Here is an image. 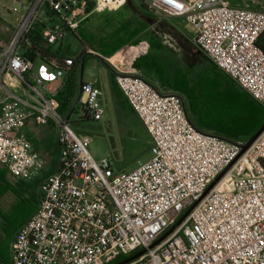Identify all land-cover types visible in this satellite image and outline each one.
I'll return each mask as SVG.
<instances>
[{
    "label": "built area",
    "instance_id": "obj_1",
    "mask_svg": "<svg viewBox=\"0 0 264 264\" xmlns=\"http://www.w3.org/2000/svg\"><path fill=\"white\" fill-rule=\"evenodd\" d=\"M90 1L94 8L87 12L85 0H14L17 21L0 37V165L21 180L37 179L40 193L36 210L12 239L7 264H106L142 249L146 252L127 264H264V130L242 153L246 140L198 130L182 94L131 66L146 53L141 42L116 53L142 51L108 61L116 68L117 87L151 137L150 159L139 160L132 171L97 160L89 150L91 138L76 133L60 111L61 90L52 93L48 85L76 61L64 57L37 69L35 61L69 31L77 34L93 12L118 10L127 2ZM145 3L154 13L182 17L195 32V46L264 105V51L258 45L264 9L230 0ZM55 15L61 23L53 22ZM100 94L95 83H82L77 103L87 117H103ZM29 120L57 129L52 171L23 132Z\"/></svg>",
    "mask_w": 264,
    "mask_h": 264
},
{
    "label": "rangeland",
    "instance_id": "obj_2",
    "mask_svg": "<svg viewBox=\"0 0 264 264\" xmlns=\"http://www.w3.org/2000/svg\"><path fill=\"white\" fill-rule=\"evenodd\" d=\"M232 2L251 8L264 9V0H233ZM139 3L137 5L134 0H127L126 4L118 10L95 11L83 24L77 36L73 31H69L63 41L50 46L52 51L60 52L64 57H72L76 62L84 50L89 53L83 60L82 83L91 80L99 87L101 91L99 99L104 109L103 117L100 120L87 117V113L81 105L76 106L73 110L66 107L64 115H69L70 125L76 133L91 138L89 150L97 160L107 158L116 170L125 171L134 170L139 160L146 161L152 155L148 152L142 154L138 159L130 160L127 152L133 151L131 146H135V151L139 149L138 143H133L136 117L128 104L126 103L127 105L124 106L106 83L109 82L111 70L102 62L99 53H103L104 49L114 45L116 41L124 43L122 48H126L136 45L140 40L145 44L146 51L142 55L148 52L154 57L151 62L152 64L157 62L162 66L160 73L164 78H174L177 75L178 78H185L189 86H193L199 78L209 74L214 78V82L218 81L215 74L221 69L209 56L195 46L193 42L195 32L182 17L154 13L146 9L145 0H140ZM14 6H17L14 0H0V15L2 17L0 37L5 36V27H10V31H12L15 26L18 14L12 12ZM53 22L61 23V17L55 15ZM82 33L87 35V39ZM90 50L99 53L95 54L96 52ZM139 51H142V48L137 47L134 50L125 51L123 54L115 53L110 60L118 62L124 55L133 56ZM45 62L41 57L37 58L35 69ZM136 69L148 79L161 84L165 90L179 94L184 93L175 90L168 84H163L161 79L154 76V72L148 73L146 70ZM225 73L226 75H223L225 83H227V79L229 84L235 83L233 77L227 72ZM78 75H80V70ZM57 77L54 82L48 85L52 93L62 89L67 72ZM240 88L242 87L240 86ZM72 92L74 98L77 99L80 92L79 87L74 85ZM37 124L30 138L34 142L37 152L43 156L45 165L48 166L47 162H52L57 156V129L54 126ZM0 169L4 168L0 165ZM4 177L5 181L0 185V188L11 185L13 189L0 195V243L5 242L6 232L20 217L26 214L29 203L24 200V197L34 203L38 196L37 181L21 182L15 187L13 184L16 179L7 173ZM28 183H31L33 188L28 186ZM20 194L24 197L19 198ZM18 206L19 210L17 211ZM4 215L8 216V219Z\"/></svg>",
    "mask_w": 264,
    "mask_h": 264
},
{
    "label": "trees",
    "instance_id": "obj_3",
    "mask_svg": "<svg viewBox=\"0 0 264 264\" xmlns=\"http://www.w3.org/2000/svg\"><path fill=\"white\" fill-rule=\"evenodd\" d=\"M139 1L140 0H134L137 5L140 4ZM232 1L231 3L235 4V2ZM93 8L94 3L90 0H85L86 11L90 12ZM82 34L87 39V35L85 33ZM138 42L140 43V40ZM123 44L124 43H118L116 41L114 45L104 49L103 53H100L101 56L97 55L101 58L102 62L114 72V75L116 70L106 58L111 57L113 54L121 50ZM258 45L264 51V32L258 39ZM88 54L89 53L84 50L77 59V63L80 64L81 68H83V60H85ZM63 58L64 56L61 55L60 52L52 51L51 49L42 50V59L46 62L56 60L59 63H62ZM152 58L154 57L149 55L148 52L147 54L139 55L131 61V66L146 70L148 73L154 72V76L161 79L163 84H168L181 93L184 92L182 95L185 97L187 103L188 117L198 130L213 132L229 141H245L253 136L264 123V105L256 101L247 91L240 88L236 81L235 83L229 84L227 79V83H225L223 80V75H226L224 70L220 69L218 73L215 74L216 77H218L216 78L218 80L216 82H214V78L209 74L199 78L193 86H189V83L185 78H178L177 75H175L174 78H164L160 73L162 71V66L157 62L152 64ZM57 98L61 104V112H64L66 107H69L72 110L78 106L72 89L60 91ZM129 108L131 107L129 106ZM134 114L136 117V125L133 128L135 134L133 137V143H138L139 149L135 151V146H131L133 151L130 150V152H127L130 160L138 159L142 154L150 152L151 148V137L146 130L145 125L135 112ZM5 173L8 174V171L5 168L2 170L0 169V185L5 181ZM11 189H13L11 185L0 188V195ZM20 197L24 196L20 194L19 198ZM24 200L29 203V208L26 214L23 217H20L10 230L6 232L5 242L0 243V264H7L10 262L11 256L9 254V247L12 237L37 208V202H30L27 197H24ZM18 208L19 206L16 209L17 211L19 210ZM4 217L8 219V216L6 217L4 215ZM129 256L130 255H120L106 264H115Z\"/></svg>",
    "mask_w": 264,
    "mask_h": 264
},
{
    "label": "crops",
    "instance_id": "obj_4",
    "mask_svg": "<svg viewBox=\"0 0 264 264\" xmlns=\"http://www.w3.org/2000/svg\"><path fill=\"white\" fill-rule=\"evenodd\" d=\"M92 52H96V51H93V50H90ZM99 52H96L95 54H97ZM100 54V53H99ZM108 60V57L106 58ZM128 64V63H127ZM127 64H121V66L123 67H126ZM114 67V66H113ZM114 69L116 70V68L114 67ZM80 70V75H78V72ZM83 70L84 68H81L80 64H78L77 62H75V64L71 67H69L68 71H67V78L66 80L64 81V84L62 86V89L61 91H64V90H67V89H72L74 87V85L78 86L79 89H80V83L83 82ZM111 70V69H110ZM86 82H92L91 80H88ZM109 86V88H111V90L113 91V93L119 98L120 102L125 106L127 105L126 104V100L124 99L123 95L121 94V92L119 91V88L117 87L116 85V82H115V79H114V72L111 70L110 71V77H109V82H106ZM73 110V109H72ZM38 124L35 123L34 120H30L27 122V124L23 127V132L29 136L32 135L33 133V129L36 128ZM49 126V125H48ZM47 127V126H46ZM31 140V138H30ZM32 141V140H31ZM33 145H34V148L35 150L37 151V148L34 144V142L32 141ZM56 147H57V156L55 158V160H53L52 162H47L48 166L45 165V168H46V171H52L55 167V164L57 162V158H58V153H59V145H58V141L56 139ZM38 151L40 152V150L38 149ZM43 157V156H42ZM9 174V173H8ZM10 175V174H9ZM12 178L16 179V182H14V186L17 187L16 185L21 183V182H25V181H29V180H21L19 178H16L12 175H10ZM32 180H35L38 182V196H37V199H36V202H37V205H38V201H39V197H40V193H39V181L37 179H32ZM29 185L28 186H31V183H28ZM33 188V187H32ZM13 239V238H12ZM11 244H12V241L10 243V247H9V254L11 256Z\"/></svg>",
    "mask_w": 264,
    "mask_h": 264
},
{
    "label": "water",
    "instance_id": "obj_5",
    "mask_svg": "<svg viewBox=\"0 0 264 264\" xmlns=\"http://www.w3.org/2000/svg\"><path fill=\"white\" fill-rule=\"evenodd\" d=\"M45 67L44 66H42V69H44ZM43 76H47V74L46 73H43ZM81 86H82V83H80V88H81ZM77 100H78V97H77V99H76V102H77ZM67 118H69V115L67 116ZM264 130V123L262 124V126L256 131V133L253 135V136H251L249 139H247L244 143H241L240 145H241V148H242V150H241V153L242 152H244L255 140H256V138L261 134V132ZM227 170V169H226ZM226 170L225 171H223L208 187H207V189H206V191L204 192V194L201 196V198L219 181V179L223 176V174L226 172ZM200 198V199H201ZM198 202V201H197ZM197 202L195 203V204H197ZM195 204L192 206V207H190V209H188L187 211H186V213L177 221V223H175L173 226H171L168 230H167V232L164 234V235H162L157 241H155L153 244H151L150 245V247H153V246H155L158 242H160L162 239H164L167 235H169L180 223H181V221L188 215V213L191 211V209L195 206ZM146 252V249H142L141 251H138V252H136V253H134V254H132V255H130L129 257H127L126 259H124V260H121V261H119V262H117V263H115V264H127V263H129V262H131V261H133V260H135L136 258H138L139 256H141V255H143L144 253Z\"/></svg>",
    "mask_w": 264,
    "mask_h": 264
}]
</instances>
